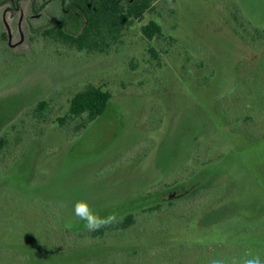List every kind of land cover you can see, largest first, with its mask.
<instances>
[{
  "label": "rangeland",
  "instance_id": "rangeland-1",
  "mask_svg": "<svg viewBox=\"0 0 264 264\" xmlns=\"http://www.w3.org/2000/svg\"><path fill=\"white\" fill-rule=\"evenodd\" d=\"M43 2L0 8V264L264 260V42L241 28L264 31V0H159L108 54L43 38L61 19L51 1L36 14ZM150 21L160 40L144 38ZM91 84L112 94L106 113L61 130ZM176 196L126 235L75 236L77 200L119 218Z\"/></svg>",
  "mask_w": 264,
  "mask_h": 264
},
{
  "label": "trees",
  "instance_id": "trees-1",
  "mask_svg": "<svg viewBox=\"0 0 264 264\" xmlns=\"http://www.w3.org/2000/svg\"><path fill=\"white\" fill-rule=\"evenodd\" d=\"M21 1L0 0V8L10 5L12 6L9 7L10 10H16L20 8ZM50 1L60 10L61 19L56 25L43 30V38L80 53L108 54L113 47L122 42L125 29L130 28L136 22H142L145 15L155 9V4L159 0H44L37 8H34L35 13L44 10ZM241 28L253 36L250 38L251 43L264 42V31L257 29L256 33L252 31L251 33L248 27L243 24H241ZM141 31L148 41L160 40L164 36L163 27L156 21H150L142 26ZM111 99L112 94L109 91L92 84L87 85L71 97L68 111L56 120L58 127L71 134L81 133L106 113ZM52 103V101L46 100L39 101L32 112L35 120L45 121ZM250 115L242 112L239 117L250 120ZM72 123L76 124L69 132L67 128ZM7 145V137L2 136L0 138V155L5 151ZM149 195L151 194L149 193ZM178 198L177 196L171 197L164 202L145 207L140 212L127 213L119 217V223L97 232H89L84 228L75 233V236L81 242L80 239L83 236L102 241L126 235L137 226L138 215L143 214L150 217L153 213H164L167 209L171 210L174 207L175 200ZM65 235L67 238L70 236L67 231ZM80 246H82L81 243Z\"/></svg>",
  "mask_w": 264,
  "mask_h": 264
},
{
  "label": "clouds",
  "instance_id": "clouds-1",
  "mask_svg": "<svg viewBox=\"0 0 264 264\" xmlns=\"http://www.w3.org/2000/svg\"><path fill=\"white\" fill-rule=\"evenodd\" d=\"M73 215L77 220L84 221V228L89 232H97L103 228L120 222V218L115 213H109L106 216H101L99 211L95 210L87 200L80 199L73 205ZM245 257L237 261L233 259L231 262L221 258H213L208 261V264H264V260L259 255Z\"/></svg>",
  "mask_w": 264,
  "mask_h": 264
}]
</instances>
